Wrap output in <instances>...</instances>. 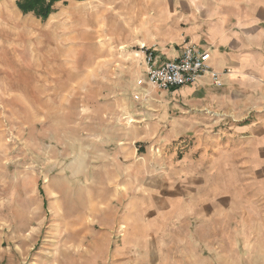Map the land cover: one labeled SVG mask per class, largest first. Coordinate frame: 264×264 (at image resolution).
I'll return each mask as SVG.
<instances>
[{
  "label": "rangeland",
  "instance_id": "374dc122",
  "mask_svg": "<svg viewBox=\"0 0 264 264\" xmlns=\"http://www.w3.org/2000/svg\"><path fill=\"white\" fill-rule=\"evenodd\" d=\"M224 1L238 69L137 86ZM0 264H264V0H0Z\"/></svg>",
  "mask_w": 264,
  "mask_h": 264
},
{
  "label": "crops",
  "instance_id": "0c3cea01",
  "mask_svg": "<svg viewBox=\"0 0 264 264\" xmlns=\"http://www.w3.org/2000/svg\"><path fill=\"white\" fill-rule=\"evenodd\" d=\"M232 2L233 1H224V2L216 3V8L218 9L217 12H226V13H229V16L230 14L234 16V19H233L234 24L232 26L225 25L226 20L223 18L225 16L220 15L222 19V27H223V29H220V30L222 31L216 30V28H212L209 31V33L205 34L202 31V29L196 30L199 28L198 27L195 29V34H193L194 31L193 30L189 31L188 30L189 26H186L184 30L185 35L179 40L178 42L179 45L177 44L176 50L167 49L165 42H162L161 44L159 41H156L155 39H152L151 41L147 42L146 43L147 46L157 44L156 48H158V50L160 51V53L159 54L157 53V54L162 58L172 59L178 56L179 53L181 52L182 43L186 41H190L191 43H194L198 45L199 47H202V49L209 51L210 59L208 61V65L210 67V70L214 71L212 66H214L216 63L219 64L220 69L215 70V72H218L221 74L220 81H222L230 69H235V68L238 69L236 66H240V60H241L240 55L243 53L244 49H241L240 47L236 50H231V48L227 46V44L230 43L231 40H234L236 42L241 41V39L243 38V31H242L241 25H243L244 23L250 24V23L255 22L254 27L257 29V32L255 33L251 32L250 35H257V34H260L259 31L261 32V28L258 26V21L256 19L257 17L256 18L255 17H250V18L249 17H246V18L239 17V15L232 12L236 10ZM174 7H177V5ZM166 9L169 13L168 15H170L171 17L173 9L170 7L169 4L166 6ZM188 36H190L189 39H188ZM202 40H207L209 46L204 45V44L200 45V42ZM141 45H145V43L143 42ZM242 55L243 57L245 56L244 54ZM248 67L249 66H247L246 68ZM254 68L255 67L252 66V68L250 67L248 69L253 70ZM204 81L205 82L212 81L211 76L208 72H205L204 74H202L191 86L180 87L179 90L184 91V89H189L188 87H194L195 85L204 83Z\"/></svg>",
  "mask_w": 264,
  "mask_h": 264
},
{
  "label": "built area",
  "instance_id": "2783aa9c",
  "mask_svg": "<svg viewBox=\"0 0 264 264\" xmlns=\"http://www.w3.org/2000/svg\"><path fill=\"white\" fill-rule=\"evenodd\" d=\"M178 56L169 59L160 57L156 51L140 45L143 52L142 64L144 75L137 79V86H156L165 90L191 86L205 72H208L214 84H220L221 74L210 70L209 51L190 41L183 42ZM138 98V95H135Z\"/></svg>",
  "mask_w": 264,
  "mask_h": 264
},
{
  "label": "trees",
  "instance_id": "16d2710c",
  "mask_svg": "<svg viewBox=\"0 0 264 264\" xmlns=\"http://www.w3.org/2000/svg\"><path fill=\"white\" fill-rule=\"evenodd\" d=\"M59 1L62 0H15V3L17 8L23 14L32 13L36 17L44 20L47 19L48 16L54 12V4ZM174 89L176 88H173L171 90Z\"/></svg>",
  "mask_w": 264,
  "mask_h": 264
},
{
  "label": "bare ground",
  "instance_id": "6f19581e",
  "mask_svg": "<svg viewBox=\"0 0 264 264\" xmlns=\"http://www.w3.org/2000/svg\"><path fill=\"white\" fill-rule=\"evenodd\" d=\"M6 12L9 14V13H10V10H9V9H7V10H6ZM169 16H170V15H169Z\"/></svg>",
  "mask_w": 264,
  "mask_h": 264
}]
</instances>
